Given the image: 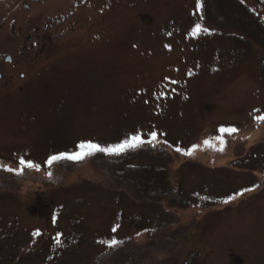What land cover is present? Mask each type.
Masks as SVG:
<instances>
[{
	"label": "rangeland",
	"instance_id": "1",
	"mask_svg": "<svg viewBox=\"0 0 264 264\" xmlns=\"http://www.w3.org/2000/svg\"><path fill=\"white\" fill-rule=\"evenodd\" d=\"M135 1L105 0L102 31L77 38L72 55L0 98V164L44 166L32 182L0 190V264H107L109 241L145 246L165 232L167 241L181 236L180 247L146 263L229 264L239 255L264 264V125H252L264 117V40L230 23V0H204L209 19L195 0H139L153 26L135 21ZM233 1L250 15L237 18L264 28V0ZM197 24L209 33L194 34ZM231 127L238 131L215 132ZM153 132L144 146L152 148L131 164L165 171L167 189L189 204L166 209L170 216L107 189L108 173L92 159L77 171L66 170L70 161L46 165L82 142L107 147L139 134L148 143ZM193 145L191 156L175 151Z\"/></svg>",
	"mask_w": 264,
	"mask_h": 264
},
{
	"label": "flooded vegetation",
	"instance_id": "2",
	"mask_svg": "<svg viewBox=\"0 0 264 264\" xmlns=\"http://www.w3.org/2000/svg\"><path fill=\"white\" fill-rule=\"evenodd\" d=\"M104 2L0 0V98L5 93L24 90L47 68L72 55L77 50L73 48L77 38L88 39L94 32L102 31L100 25L105 21L101 16L109 15H103ZM135 2L137 11L141 4ZM128 7L118 5L112 16ZM136 19L148 25L153 23L151 16L141 12ZM228 263L247 264L239 255H230Z\"/></svg>",
	"mask_w": 264,
	"mask_h": 264
},
{
	"label": "trees",
	"instance_id": "3",
	"mask_svg": "<svg viewBox=\"0 0 264 264\" xmlns=\"http://www.w3.org/2000/svg\"><path fill=\"white\" fill-rule=\"evenodd\" d=\"M230 3L231 6L227 9L228 15H226V17H229L230 22L242 32L248 33L250 36L254 33V37L257 36L258 38H256L258 40H264V28L260 30L256 28L257 31L254 32L250 27L252 21L247 22V19L237 18L235 14L250 15L243 13L242 10L239 9L241 8L240 4H237L236 1L230 0ZM262 24L264 25V23ZM258 31L260 33H258ZM148 151V148L141 146L133 150H127L119 155L95 153L92 155L94 157H86L83 161L73 162L71 165H74L75 167H70L71 165H69L66 167V170L73 169L77 171L78 169L76 166L80 167L82 166L81 164H86L92 159L98 170H104L108 173L106 176L107 185L105 187L109 190H115L118 193L125 195L128 200L136 204L148 205L161 209L164 208L165 211L163 210V212L165 216H170L166 209H188L189 205L186 201L177 196L173 191L167 189L168 183L166 180V173L163 169L138 167L131 164V161L137 155ZM97 156H103V159L98 158ZM59 169L62 170L63 167H60ZM32 174L31 170H27L23 171L21 175H16L14 171L9 172L4 168H0V190L6 191L9 187L11 189L12 187L32 182L31 179H29L33 178ZM53 178L57 179V176H53ZM45 182L51 184L55 183L47 180H45ZM60 182L61 181H57L55 185ZM179 221L181 222V219L176 218L174 222L178 223ZM166 234L168 233H163L160 241H155L145 246L119 243L114 248L115 255L112 257L113 261L107 264H148L150 262L146 263V261H151L155 256L160 257L165 253L172 255L181 245V236L176 235L174 238H168L169 240L167 241L165 240Z\"/></svg>",
	"mask_w": 264,
	"mask_h": 264
},
{
	"label": "snow or ice",
	"instance_id": "4",
	"mask_svg": "<svg viewBox=\"0 0 264 264\" xmlns=\"http://www.w3.org/2000/svg\"><path fill=\"white\" fill-rule=\"evenodd\" d=\"M200 7H201L200 0H197V9H199ZM193 33L197 34V35L200 33H209V29L202 27L200 24H197V25H195V27L193 29ZM257 119L264 120V117H257ZM237 131H238V129L236 127L220 128L219 129V132L221 134L227 133L228 135L234 134ZM156 140H157V134L153 132L151 134V140L148 141V143H151V142L156 141ZM144 143H145L144 139H142V137L139 134L134 135L131 138L126 139V140H124L118 144L110 145L107 147H104V146H101L99 144L92 143V142H82L77 146L79 148V151L71 152V153L64 152V153H60L57 155H52L48 158L47 164L49 166H51L53 164V162H56V161L80 162V161H83L86 157H90V156H92L98 152L109 154V155H119V154L124 153L127 150H133V149H136L138 147H141ZM219 143H220L221 147H219L216 150L223 152L224 146L226 144V141L224 140L223 135H221V137H219ZM204 145L206 147H212V144L208 140L204 141ZM175 151L178 153H181L185 156H191L196 151V146L193 145L192 148L189 150H182L180 147H176ZM19 165L22 167H20L18 170H15L16 175H21L23 173L24 168H28V169L35 168V170H37V171L40 170L39 165L33 164L31 161H26L23 158H21L19 160ZM5 170L9 171V172L14 171V169H11V168H5ZM50 175H51V173H49V176ZM251 190L252 189H246V191H251ZM239 195H243V193H239ZM231 199H235V197H230L229 200H225V201H223V203H229ZM113 231L115 232L116 229L114 228ZM37 234H39V233H37ZM118 243H119V241L111 240L108 242V247L109 248L115 247L118 245Z\"/></svg>",
	"mask_w": 264,
	"mask_h": 264
}]
</instances>
